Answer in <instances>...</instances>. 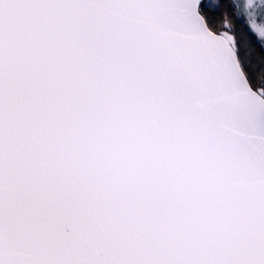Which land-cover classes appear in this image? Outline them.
<instances>
[{
  "label": "snow or ice",
  "instance_id": "obj_1",
  "mask_svg": "<svg viewBox=\"0 0 264 264\" xmlns=\"http://www.w3.org/2000/svg\"><path fill=\"white\" fill-rule=\"evenodd\" d=\"M0 264H264V0H0Z\"/></svg>",
  "mask_w": 264,
  "mask_h": 264
}]
</instances>
